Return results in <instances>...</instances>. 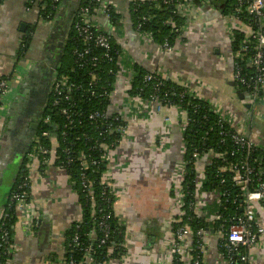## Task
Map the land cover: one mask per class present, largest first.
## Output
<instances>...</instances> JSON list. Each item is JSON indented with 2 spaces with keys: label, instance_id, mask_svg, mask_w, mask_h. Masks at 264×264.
<instances>
[{
  "label": "crops",
  "instance_id": "1",
  "mask_svg": "<svg viewBox=\"0 0 264 264\" xmlns=\"http://www.w3.org/2000/svg\"><path fill=\"white\" fill-rule=\"evenodd\" d=\"M26 1H0V79L11 75L8 81L14 88L0 109V213L6 208L5 204L7 206L9 188L14 184L26 155L14 146V131L8 118L15 88L23 81L28 68L36 63L39 67L34 71L37 72L35 86L39 85L38 79H45L44 66L50 52L44 50V45L53 46L52 41L56 39L52 35L54 22L69 24L78 6V0H61L52 22L42 20L36 6L27 9ZM110 1L121 15L120 26L113 27L101 8L92 19L115 38L122 50L116 94L108 113H117L127 119L123 104L129 89L132 65L137 64L234 113L242 122L240 131L264 151V106L253 115L237 98L236 86L229 85L233 82V59L231 38L223 15L212 7L195 5L183 30V39L177 41L173 49L164 50L134 30L128 10L130 0ZM32 25L36 27L30 34L31 44L25 58L18 60L22 34ZM22 28L23 32L20 31ZM215 70L228 71L225 78L231 95L224 94L212 82V74H207V71ZM235 100L240 103V108L234 106ZM184 118V114L175 107H163L146 120L130 121L125 139L110 155L108 177L115 195L114 213L126 228L128 252L123 261L111 260L106 264H159L167 252L176 205L171 187L180 182L182 173L181 126ZM205 166L204 160L195 165L198 184L203 178ZM33 170L30 209L39 224L28 233L23 230L20 221L15 222L12 238L14 252L7 264H47L50 259H54V264H61L64 259V233L72 222L80 218L81 209L66 172L51 168L41 174L37 171L38 163L33 164ZM214 198V194L200 191L197 193V204H206L209 211L215 208L212 203ZM200 205L198 212L202 208ZM152 232L155 233L153 236ZM203 264H219L216 242L212 238H209ZM250 264H264V246L258 245L253 249Z\"/></svg>",
  "mask_w": 264,
  "mask_h": 264
},
{
  "label": "built area",
  "instance_id": "2",
  "mask_svg": "<svg viewBox=\"0 0 264 264\" xmlns=\"http://www.w3.org/2000/svg\"><path fill=\"white\" fill-rule=\"evenodd\" d=\"M52 1L56 2L57 0ZM132 1L135 0H130L129 3ZM197 1L200 5L214 8L210 0ZM98 3L99 7L95 11L97 12V10L101 8L103 14L108 20V11L112 10L118 12L116 6L110 0H98ZM174 5L176 13L185 19V26L180 30L181 38L177 40L179 41L182 40L183 30L187 25L191 9L194 8L195 5L191 0H183L182 2L177 1ZM242 14L247 15L245 22L242 20ZM94 16L91 17L87 9L80 10L78 18L74 24V29L82 38L85 45L83 51H76L78 58L82 59L87 56V61L93 66H96V64L102 59L109 58L108 51L110 49V43L109 37L106 36V32L100 27V25L93 22L92 19ZM223 17L226 19L228 26L227 31L230 38L234 31H243L247 39H251L255 43L252 48L249 45L242 46L239 51L232 54V59L233 82L235 83V86H238L237 90L243 94V102L245 105L249 106L247 110L249 112L251 111L253 115L258 114L260 108L264 106V1L235 0V6L232 11L225 16L223 15ZM120 24L121 21L117 26L113 27H119ZM140 27L141 23H138L134 30L140 36L152 42L151 33L141 32ZM107 34L115 40L111 34ZM90 45L92 48L101 49L103 53L90 56ZM162 48L164 50H171L174 47L168 48L165 44ZM118 63L121 67L122 54H120ZM58 68L55 72L52 83L51 100L47 109L49 106L50 107L43 120L44 125L48 127L50 126L51 130L46 129L41 133L40 137H35L30 150L25 155L24 164L22 168H20L18 174L19 180L8 198L6 208L0 213V253L4 255L9 256L14 252L13 239H11L9 231L4 225V221L8 219L10 215L7 211H11L14 215L13 218L22 223V228L25 232H33L39 224L30 209V187L34 171L33 164L38 163L37 171L41 174L51 168L65 172L62 163L60 165H54V162L57 159L56 148L58 147V141L56 135L58 128L55 124L51 125L52 120L49 113L55 112V115H59L64 120L69 121L71 116L74 115V113L70 112V108L73 105L70 107L65 105L72 104L73 97L76 95V92L81 89V82H72L67 75H60L58 73ZM120 71L121 68L116 74V80ZM155 75L147 74L145 76V82H153L154 90L157 91L159 87H161L162 82L160 79H156ZM132 77L133 71L128 79L129 89ZM90 81H96L93 74H90ZM115 85L116 81L112 85V91L109 93L110 104L113 96L116 94ZM89 86H91V83ZM11 90L14 91V88H11V83L7 80L1 79L0 109H2ZM128 90L126 92L125 103L123 104V107H125L127 112V119L117 113H108V108L106 112L96 111L88 114V119L93 121H103L104 119L111 118V122L107 125L108 131L109 133L116 134L120 138L116 146H107L104 143H100L99 140L97 141L98 146L104 151L102 160L107 162L106 170L101 175V184L111 189V191H113L111 178L108 177L110 171V155L125 139L126 130L130 121H143L155 111L159 112L163 107H175L162 105L159 98L155 95H151L148 98H142L139 95L130 96ZM88 91L91 96H94L93 91ZM99 95L104 97L107 94L103 90ZM172 95L178 98L180 102H182L184 98L204 100L199 97L197 93L187 88H185L184 92L178 94L174 92ZM206 102L209 103L212 111L218 114L220 123L227 124L233 128V131L225 133L231 143V149L224 152L209 149L201 155L196 152L193 154V158L195 159L193 164L194 172L195 165L199 160H204L206 166L202 172L203 178L200 184L194 179V191L192 195L190 194V197L193 198V200H190L186 198L187 195L183 191L184 163L182 159L185 153V147L182 142L181 180L177 185L171 187V192H174L176 198V205L174 207L175 214L171 219V242L159 264H203L204 257L208 251L209 238H212L216 242L219 264H250L253 249L258 245L264 246V170L261 167V160L253 156L255 150H258L259 147L254 143L252 138L240 131V125H242V122L234 113L225 111L215 103L209 101ZM175 108L183 113L185 117L181 126L182 133L183 127L187 122L186 111L179 109L178 107ZM111 123H124V125L112 127ZM40 138L48 140L50 143V149L41 145ZM78 161H80V166L83 170H86L90 165L96 166L99 162L96 159L87 162L82 153L79 154ZM69 162L70 160L68 163ZM211 165L215 166V177L216 179L218 178L219 185L224 186L228 180L231 185L230 189L222 190L211 186H209L208 189L207 187L205 188L207 183L205 170L207 166ZM39 167H41V169H39ZM81 185L87 190V193L90 196L92 213L94 214L90 182L82 175ZM232 188H234V191H232ZM200 191H202V193L215 195L212 203L218 210L209 214L207 210L208 206L206 204H197V193ZM73 193L75 194V192ZM199 205L202 207L200 212H198ZM231 206L235 210L240 211V213L231 214L229 212ZM80 218L77 222L80 221ZM195 222L200 223H198L197 226H191V224ZM96 226L99 231L102 230V232H104L106 230L103 220L97 222ZM90 238H96L95 231L90 233ZM73 241L76 242L77 237H75ZM100 243H103V240L100 241ZM122 247L127 250V232ZM110 250L111 248H109V251ZM127 252L124 256L115 261H123ZM84 253L85 256L83 261L78 264L92 263L93 261L87 256V248L84 250ZM53 260L54 259L48 260L47 264H54ZM7 262L4 264H7ZM60 263L76 264L70 257L67 260L64 258ZM0 264L3 263L0 261Z\"/></svg>",
  "mask_w": 264,
  "mask_h": 264
},
{
  "label": "trees",
  "instance_id": "3",
  "mask_svg": "<svg viewBox=\"0 0 264 264\" xmlns=\"http://www.w3.org/2000/svg\"><path fill=\"white\" fill-rule=\"evenodd\" d=\"M4 1V0H0ZM182 2L183 0H156V1H140L135 0L129 3L128 10L132 27L135 29L138 23H141L140 31L150 32L152 42L163 47L165 44L168 48H173L178 39L181 38L180 30L185 26V19L179 16L175 11V2ZM194 5H198L197 0H191ZM61 0H27L25 6L27 9L36 6L38 9V16L42 20L52 21L57 15ZM212 6L221 14H229L235 6V0H219L212 3ZM99 7L98 0H78L77 9L74 11L70 29L68 31L64 49L62 52V59L59 64L58 73L67 75L72 82H81V89L76 92L73 97L72 104L65 106H72L70 112L74 113L69 121L64 120L55 112L49 113L51 115V125L57 126V141L56 148L57 159L54 165H64V170L68 175L70 186L76 194L77 202L81 209L80 221H74L70 224L64 233V258L69 257L76 263L83 261L85 256L84 250L88 249V258L93 262L89 264H104L109 260H117L124 256L127 250L122 247L125 242L126 228L119 223L118 218L114 213L115 195L111 189L101 184V175L106 170L107 162L102 160L104 151L98 146L97 141L104 143L107 146H116L119 137L114 133H109L107 125L111 122V118L103 121H93L88 119V114L99 111L106 112L110 104L109 93L112 91V85L116 81V74L121 68L118 59L122 54L118 43L109 37L110 49L108 51L109 58L102 59L96 66H93L87 61V56L79 59L77 52L85 49L82 38L74 29L75 21L78 18L80 10L87 9L89 15L92 17L96 14V9ZM246 14H242V20L246 21ZM108 17L112 26H117L120 22L121 15L118 12L108 11ZM36 26L27 27L26 32L22 34V39L17 51L18 60L25 58L27 49L31 44V36ZM183 39V38H182ZM249 45L251 48L255 45L254 41L247 39L243 31H234L231 36V51L232 54L239 51L242 46ZM91 47V45H90ZM101 49L90 48V56L102 54ZM244 68V65L242 63ZM133 77L128 90L130 96L139 95L142 98H148L155 95L159 98L162 105L175 106L186 111V124L181 133V140L185 147L183 156L184 163V182L183 191L186 193V198L193 200L190 197L194 191V161L193 154L196 152L202 154L209 149H214L218 152L229 151L231 143L226 132L233 131L227 124L220 123L218 114L214 113L208 102L204 100H197L192 98H184L182 102L172 94L184 92L185 87L180 86L169 79L161 78L157 73H150L137 64L132 65ZM90 74H93L96 81H90ZM147 74L155 75L156 79H160L162 84L157 91L154 90L153 82H145ZM10 76L2 77L1 79L9 80ZM0 79V80H1ZM91 83V86L89 84ZM236 88L238 86L236 85ZM93 91L94 96L90 95ZM107 94L101 97L99 94L102 91ZM51 100V98H50ZM50 102V101H49ZM50 107V106H49ZM48 107V109H49ZM45 111L44 117L48 113ZM112 127L117 125H124V123H111ZM51 130V127L44 125L42 122L37 136L40 137L44 130ZM103 132V133H102ZM101 134V135H100ZM40 143L45 148L50 149L48 140L40 138ZM84 155V159L99 161L96 166H89L83 170L78 161L79 154ZM254 157L261 160V167L264 170V151L259 148L255 150ZM70 162L68 163V161ZM41 169V167H39ZM207 183L205 188L216 187L219 189H230V182L227 180L224 186L219 185L218 178L215 177V166H207L205 170ZM81 175L90 182L92 190V198L94 204V214L92 213V202L87 190L81 185ZM19 176L12 187L9 188V194L14 190ZM234 191V188H232ZM236 193V191H235ZM234 193V194H235ZM6 207V204L5 206ZM215 207V206H214ZM218 210L216 207L208 211L209 214ZM10 215L4 221V225L9 231V235L13 237V227L16 220L11 211H7ZM231 214H239L240 211L235 210L232 206L229 211ZM104 221L106 230L99 231L96 226L97 222ZM200 222H195L191 226H197ZM12 227V228H11ZM96 232V238L91 239L90 233ZM77 237V241L73 239ZM103 240V243L100 241ZM12 243V242H11ZM109 248L111 250L109 251ZM11 255H4L0 253L1 263H6Z\"/></svg>",
  "mask_w": 264,
  "mask_h": 264
},
{
  "label": "flooded vegetation",
  "instance_id": "4",
  "mask_svg": "<svg viewBox=\"0 0 264 264\" xmlns=\"http://www.w3.org/2000/svg\"><path fill=\"white\" fill-rule=\"evenodd\" d=\"M72 17L70 18L71 21L69 20V24H57L54 22L55 19L52 21L54 22L53 30H56V32L54 30L52 35L56 36V39L52 41L53 46L44 45V50L50 52L44 66L45 79H38L39 85L35 86V80H37L35 74L37 72L34 71L39 67V63H36L32 68H28L29 70L24 76L23 81L16 88L12 109L8 113V118L11 120L10 126L14 131L12 134L14 146L19 151H23L24 154L30 150L40 129V125L44 120V114L51 98L52 83L57 66L62 59V52ZM49 47H52V50H48ZM153 234L155 233L152 232L151 235L153 236Z\"/></svg>",
  "mask_w": 264,
  "mask_h": 264
},
{
  "label": "rangeland",
  "instance_id": "5",
  "mask_svg": "<svg viewBox=\"0 0 264 264\" xmlns=\"http://www.w3.org/2000/svg\"><path fill=\"white\" fill-rule=\"evenodd\" d=\"M228 71L221 72V70H215V71H207V74H212L211 80L215 83L216 86H218L224 94L231 95V90L229 87H227V79L225 78L227 76ZM234 106L237 108H240V103L236 100L234 101Z\"/></svg>",
  "mask_w": 264,
  "mask_h": 264
},
{
  "label": "water",
  "instance_id": "6",
  "mask_svg": "<svg viewBox=\"0 0 264 264\" xmlns=\"http://www.w3.org/2000/svg\"><path fill=\"white\" fill-rule=\"evenodd\" d=\"M216 1H219V0H210L211 3H214V2H216ZM20 31L23 32L24 29L22 28ZM229 85H230L231 87H235V83H234V82H230ZM235 94H236L237 98H238L240 101H243V100H244V96H243V94H242L239 90L235 89ZM244 107H245V109H248V108H249L248 105H244ZM211 232H212V230H211Z\"/></svg>",
  "mask_w": 264,
  "mask_h": 264
}]
</instances>
